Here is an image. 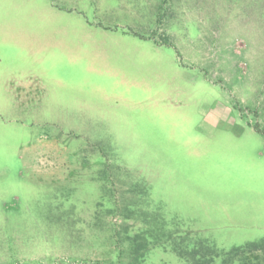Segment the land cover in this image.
<instances>
[{
  "label": "rangeland",
  "instance_id": "obj_1",
  "mask_svg": "<svg viewBox=\"0 0 264 264\" xmlns=\"http://www.w3.org/2000/svg\"><path fill=\"white\" fill-rule=\"evenodd\" d=\"M133 206L264 238V0H0V264H127Z\"/></svg>",
  "mask_w": 264,
  "mask_h": 264
},
{
  "label": "trees",
  "instance_id": "obj_2",
  "mask_svg": "<svg viewBox=\"0 0 264 264\" xmlns=\"http://www.w3.org/2000/svg\"><path fill=\"white\" fill-rule=\"evenodd\" d=\"M142 186L147 195L148 188ZM130 213L143 216L144 226L133 237L128 235L125 238L130 246L127 264H142L146 254L157 246L170 247L191 264H216L217 258L221 259L220 264H264V238L236 245L224 251L214 242L192 231L186 229L181 232L178 229L182 225L180 222H168L165 217L159 219L158 216H154L155 214L150 215L146 210L141 212L134 206L130 207ZM174 225L177 228L173 227ZM116 264H121L120 259Z\"/></svg>",
  "mask_w": 264,
  "mask_h": 264
}]
</instances>
